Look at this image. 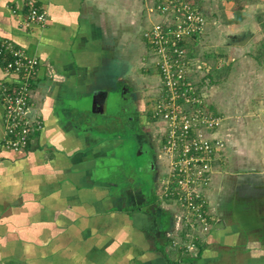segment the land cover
<instances>
[{
  "label": "crops",
  "instance_id": "1",
  "mask_svg": "<svg viewBox=\"0 0 264 264\" xmlns=\"http://www.w3.org/2000/svg\"><path fill=\"white\" fill-rule=\"evenodd\" d=\"M30 1L47 12L44 24L27 20ZM150 1L0 0V41L39 60L27 108L37 125L25 150L3 144L6 107L0 98L1 264H264L261 159H244L208 188L213 228L193 236L196 257L182 243L189 223L172 211L179 203L161 195L164 168L156 163L159 151L146 124L153 119L143 104L146 95L140 97L144 92L132 82L138 57L147 87L160 78L144 35L160 19ZM118 13L123 17L117 20ZM122 23L133 26V38L118 28ZM6 60L0 58V80L16 84ZM116 93L133 117L108 114ZM126 136L146 148L150 162L141 169L154 173L150 190L133 166L109 167L106 158L126 144ZM174 233L177 238L169 237Z\"/></svg>",
  "mask_w": 264,
  "mask_h": 264
},
{
  "label": "rangeland",
  "instance_id": "2",
  "mask_svg": "<svg viewBox=\"0 0 264 264\" xmlns=\"http://www.w3.org/2000/svg\"><path fill=\"white\" fill-rule=\"evenodd\" d=\"M191 1L195 8L205 15L208 25L204 32L201 33V37L194 39L190 44L193 57L198 58L202 64H205L203 65L205 70L193 62L186 78L189 85H195L194 88L199 89V94L204 95V105H207L205 114L218 118L217 121L219 122L213 128H208L201 122L196 136L200 137L201 135L203 138L212 141H224V146L215 150L213 160L208 161L209 183L206 185L198 183L195 187L199 193H202L207 202L208 196L206 192L208 188L212 187L214 179L219 182V176L222 173L236 170L238 165L242 167L244 159L251 157H258L261 159L260 163L263 161L264 164V0ZM150 2L152 4L149 5L156 8L158 0L157 3L156 0ZM122 17L123 14L118 13L117 20ZM124 27H126V32L130 33V37L133 38L135 35L134 30L131 28L133 26L129 24L125 26L122 23L118 28ZM238 34L241 36L246 35L243 37L246 39L233 41L231 37ZM138 41L134 40L132 42L134 56L136 52V56H139L141 52L138 51L141 50ZM150 54L152 56V50H150ZM152 62L155 64L153 56ZM132 70L133 88H138L140 92H144L138 93L140 97H143V94L146 95L143 98V104H145L150 115L155 100L158 97L160 98V94H163L160 93L162 92L160 78L153 82V88L146 86V81L142 79L145 78V72H142L143 64L140 57L134 58ZM145 91L148 93L146 94ZM116 95L115 100L112 98L109 100L108 114L110 116L122 114L126 115V118L127 116L129 118L133 117L135 114L132 110L125 109L124 111L122 106L123 99L117 93ZM146 124L148 132L153 134V140L157 144L159 151V161L161 162L156 161V163H158L160 168L162 165L164 168L161 181L164 182L165 187H161V195L166 194L168 189L181 192L178 184L181 185L182 190V186L188 188L178 179L170 177L171 174L175 173L172 159L178 153H168L164 148L163 141L168 122L165 119L163 121L147 118ZM128 132L129 130H126L127 134ZM145 149V147L140 149L139 142L129 138L124 146L117 149L115 155L109 157L110 159L108 157L104 158L110 161V168L113 166L123 168L133 166L132 171L137 170L138 179L144 181L146 190H150L151 178H153L152 175L154 173L141 169L142 166L148 167L147 165L150 162ZM241 155L246 157L242 158ZM221 159L225 160V165L221 164ZM198 168L197 165L194 166L196 172ZM191 173L192 170L188 172L189 175ZM114 174H116L114 180L120 181L121 173L115 172ZM137 174L135 175L137 176ZM172 198L174 197L170 199ZM176 203H179V205L172 206V211H174L175 215H178L186 222H190V219L194 222V218L197 220L195 227L193 224L187 230L186 243L182 242L192 250L195 247L193 241H191L193 236L203 237L205 234H209L213 228L212 222L209 219L208 223L205 224L195 216L194 212L184 207L183 204L180 202ZM208 206L207 202V218L212 214ZM171 235L169 237L175 236L177 238L176 233ZM194 249L192 253L189 251L192 257L197 256L196 248Z\"/></svg>",
  "mask_w": 264,
  "mask_h": 264
},
{
  "label": "built area",
  "instance_id": "3",
  "mask_svg": "<svg viewBox=\"0 0 264 264\" xmlns=\"http://www.w3.org/2000/svg\"><path fill=\"white\" fill-rule=\"evenodd\" d=\"M150 12L157 13L160 19L144 35L153 51L161 82L160 93H163L155 100L151 116L153 120L165 119L168 122L164 148L168 153H178L173 156L175 173L170 177L188 186H182V190L176 182L181 192L168 189L165 195L171 194L207 224L206 198L195 187L198 183H209V162L213 160L215 150L224 146V141L205 139L200 134L201 138L196 136L201 122L208 128L216 127L219 122L218 118L205 114L207 105H204V95L199 94L195 85L188 84L186 75L193 62L202 68L198 58L193 57L190 44L201 37L208 22L191 0H159L156 8H151ZM46 19L47 12L30 1L27 20L44 24ZM0 58L7 59L6 72L17 74L19 79L16 84L0 80V98L6 107L3 144L8 149L22 151L29 146L31 133L37 125V120L28 118L27 108L32 77L38 70L39 60L8 39L0 42ZM196 165L199 167L197 172L194 169ZM193 220L195 223L191 219L188 223L195 227L197 220Z\"/></svg>",
  "mask_w": 264,
  "mask_h": 264
},
{
  "label": "flooded vegetation",
  "instance_id": "4",
  "mask_svg": "<svg viewBox=\"0 0 264 264\" xmlns=\"http://www.w3.org/2000/svg\"><path fill=\"white\" fill-rule=\"evenodd\" d=\"M246 35H243V36H241L240 34H238L237 36H234V37H231V39H233V41L235 40V41H238V40H245L246 38H243V37H245Z\"/></svg>",
  "mask_w": 264,
  "mask_h": 264
},
{
  "label": "trees",
  "instance_id": "5",
  "mask_svg": "<svg viewBox=\"0 0 264 264\" xmlns=\"http://www.w3.org/2000/svg\"><path fill=\"white\" fill-rule=\"evenodd\" d=\"M0 42H1V41H0ZM28 147H29V146H28ZM28 147H27V148H28ZM169 197H170V198L172 197V196H171V194H170V196H169Z\"/></svg>",
  "mask_w": 264,
  "mask_h": 264
}]
</instances>
